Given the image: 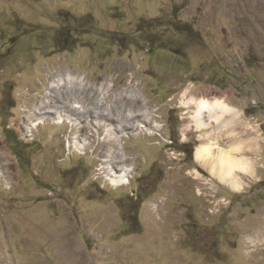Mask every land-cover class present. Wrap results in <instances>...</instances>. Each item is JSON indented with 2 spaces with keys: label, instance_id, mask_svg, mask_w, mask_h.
<instances>
[{
  "label": "rangeland",
  "instance_id": "obj_1",
  "mask_svg": "<svg viewBox=\"0 0 264 264\" xmlns=\"http://www.w3.org/2000/svg\"><path fill=\"white\" fill-rule=\"evenodd\" d=\"M65 70L86 86L55 83ZM55 84L73 105L111 89L100 111L123 120L119 93L137 85L148 126L111 140L93 113L40 122L42 102L61 103ZM200 98L251 121L234 137L215 121L197 130L186 104ZM254 114L263 121L264 0H0V264H264V154L239 190L196 160L211 142L264 151ZM115 151L136 166L123 187L100 166Z\"/></svg>",
  "mask_w": 264,
  "mask_h": 264
},
{
  "label": "bare ground",
  "instance_id": "obj_2",
  "mask_svg": "<svg viewBox=\"0 0 264 264\" xmlns=\"http://www.w3.org/2000/svg\"><path fill=\"white\" fill-rule=\"evenodd\" d=\"M65 79H67L69 83L71 82V84H73L72 86L75 85V90H81L76 84L80 87L86 86L85 82L87 78L85 76L73 74L68 70L62 71V73H57L54 82L65 81ZM72 86H70V88H72ZM63 87V84H55L51 89L54 92L52 97L58 99L57 102H61L60 105L53 106V110H46V104L42 102L39 112L40 116L38 118L40 122H45L43 120L47 119L46 115L48 114L52 115V120L57 124H63L65 119L67 122H71V117H73L71 115L84 118L86 115L93 113L98 115V119H107L106 117L110 119V122L108 121V125L105 129L107 137L111 140L125 130L135 131L140 127L148 126L151 112L146 109H148L147 105H149V102H147L145 106L142 105L144 100L141 99L138 94L137 85L131 87L132 89H124L119 93L120 100L122 101L121 103L124 102L125 105L129 103L130 108L129 114L124 120L121 119L122 114L118 115L116 118H111L112 115L108 111V107L105 111H100V106H102V104L109 98V92L112 91L111 89H104L103 92L106 91V93L102 95L103 97H100L102 93L99 92L97 100L91 106V104H87L88 100L82 98H77L74 105L71 104L73 101L72 96H68L63 100L61 98L62 93H58V90L60 91ZM94 91L95 89H93L92 93H94ZM190 104L194 105V112L191 115V119L197 130L209 128L213 121L217 122L222 130H225L228 126L230 127L231 124L238 121L242 115L241 111L231 107L220 99H217L214 102L203 98L191 99L189 104H186V107L190 108ZM137 105L139 106L138 113L135 114V107ZM226 116H228V118H226ZM75 120L78 123V119L76 118L74 121ZM82 121L84 122V120ZM137 121H139L138 125H136ZM97 126L99 125L97 124ZM215 130L218 133L217 129H214V131ZM246 143L247 142L241 140L228 148L219 146L217 142L202 144L196 150V160L201 162L200 164L208 170L213 177H216L224 182V184L226 183L232 188L239 190L243 187V183L238 172L245 174L253 171L252 162L248 158L242 156L246 149ZM75 146L83 151L90 146V142L87 144H83V142H80V144L76 143ZM114 153V155H111V153L105 155V158L100 165L102 168L101 170L106 173L109 178L108 180H110L114 187H123L130 182L131 178H133L136 166L135 164L127 165L129 163L127 157L121 159V156L117 151ZM122 155L124 154L122 153Z\"/></svg>",
  "mask_w": 264,
  "mask_h": 264
},
{
  "label": "crops",
  "instance_id": "obj_3",
  "mask_svg": "<svg viewBox=\"0 0 264 264\" xmlns=\"http://www.w3.org/2000/svg\"><path fill=\"white\" fill-rule=\"evenodd\" d=\"M229 98V97H228ZM248 100V99H247ZM226 103H228V101L226 100ZM229 104V103H228ZM230 105V104H229ZM231 107H234V106H232V105H230ZM235 108V107H234ZM237 109V108H236ZM238 110V109H237ZM226 118H228V116H226ZM252 118V117H251ZM243 119H245V120H247L248 121V123L251 121L248 117H246L245 116V112H244V116H243V118H242V116H241V118L238 120V121H236L234 124H231L230 125V127L228 126V128L227 129H225V133L227 132V134H228V136L229 135H232L233 137H234V132H235V130H234V127H235V125L237 124V123H239V121H243ZM252 119H258V121L259 122H263L264 121V119H263V121H262V118H260L259 116H258V114H254V116H253V118ZM244 122H242V124H243ZM221 129V128H220ZM250 130V129H249ZM256 130V129H255ZM227 136V137H228ZM245 139V138H244ZM243 141H246V140H243ZM250 142H251V140H250ZM254 147H255V145H254ZM259 152H262V153H260L261 155L262 154H264V151L262 150L261 151V149H258V148H252V149H250V150H247V151H245V153H244V155L246 156V157H248V158H250V159H252V161H253V167H254V170H255V168H256V166H259L260 165V161L258 160V157L256 156V155H258V153ZM263 163H264V161H263Z\"/></svg>",
  "mask_w": 264,
  "mask_h": 264
}]
</instances>
